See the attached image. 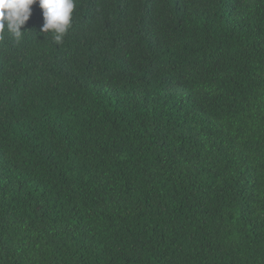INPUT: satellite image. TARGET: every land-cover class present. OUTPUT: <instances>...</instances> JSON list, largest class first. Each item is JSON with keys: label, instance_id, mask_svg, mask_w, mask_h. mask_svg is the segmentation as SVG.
<instances>
[{"label": "trees", "instance_id": "obj_1", "mask_svg": "<svg viewBox=\"0 0 264 264\" xmlns=\"http://www.w3.org/2000/svg\"><path fill=\"white\" fill-rule=\"evenodd\" d=\"M0 39V264H264V0H75Z\"/></svg>", "mask_w": 264, "mask_h": 264}, {"label": "clouds", "instance_id": "obj_2", "mask_svg": "<svg viewBox=\"0 0 264 264\" xmlns=\"http://www.w3.org/2000/svg\"><path fill=\"white\" fill-rule=\"evenodd\" d=\"M39 4L42 9V33H53V40L59 44L63 41L72 22L75 0H0V39L5 30L19 40L22 26L32 15V5Z\"/></svg>", "mask_w": 264, "mask_h": 264}]
</instances>
